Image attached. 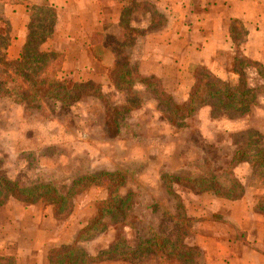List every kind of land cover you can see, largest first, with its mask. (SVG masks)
<instances>
[{"label":"rangeland","instance_id":"1","mask_svg":"<svg viewBox=\"0 0 264 264\" xmlns=\"http://www.w3.org/2000/svg\"><path fill=\"white\" fill-rule=\"evenodd\" d=\"M142 8L123 11L119 25L107 28L109 35L104 40L114 55L110 59L113 61L119 53L130 67H136L143 76L159 77L168 92L177 100H183L194 82L192 70L200 62L197 53L188 56L185 50L170 52L166 43L168 37H162L163 41H156L159 61L152 62L163 76L149 74L154 64L142 58L147 56L145 49L149 51L155 41L146 38L147 32L155 30L144 32L146 27L142 26L143 23L148 25V20L143 18ZM160 11L171 20L167 10ZM178 23L183 31L181 22ZM4 26L0 23L1 28ZM186 38L180 35L177 45L183 44L185 48ZM221 56L224 63V68L219 70L221 78L234 80L237 76H232L230 71L234 55L222 53ZM83 65L66 64L59 75L69 81L94 78L101 84L104 101L91 97L70 106L55 105L47 99L16 103L23 107L19 108L23 113L18 120L12 117L9 106H3L7 111L0 112V177L25 186L51 183L57 189L66 190L74 178L83 174L120 171L124 183L118 192L126 198L127 228L122 229L117 224V229L98 232L82 241L80 246L92 252L118 241L129 250L152 235H161L174 242L182 239L186 245L200 251L194 253L193 259L154 257L139 263L130 260L132 264H152L151 260L157 258L163 264H201L204 253L196 244L208 247L207 238L216 236L210 244V251H213L219 231L224 238H241L243 233L232 220L239 219L245 205L250 201L254 205L264 193L259 182L251 177L248 163L242 162L233 168L244 188L237 200L193 191L178 182L171 183L173 193H170L163 177L177 176L194 181L212 175L228 184L226 168L234 152H248L255 148L256 141L264 147V86L257 74L248 72L247 75L251 87L247 92L248 107L224 108L217 99L202 91L198 96L203 100L197 98L193 113L171 124L163 115L165 107L157 101L152 88L134 82V94L129 99L132 105L128 111H122L126 95L109 83L103 73L104 65L87 64L91 70L87 66L83 69ZM16 127L21 130L15 131ZM26 128L28 132L25 133L22 129ZM21 132L23 137L17 142L10 139ZM85 191L78 198L80 206L78 204L67 220L86 222L95 213L97 200L106 196L103 186H90ZM37 204L50 206L45 202ZM179 217L190 220L187 227L185 224L187 233L184 235L179 232ZM214 222H221L222 226L218 229Z\"/></svg>","mask_w":264,"mask_h":264},{"label":"trees","instance_id":"2","mask_svg":"<svg viewBox=\"0 0 264 264\" xmlns=\"http://www.w3.org/2000/svg\"><path fill=\"white\" fill-rule=\"evenodd\" d=\"M136 7H143L145 12L150 13L149 23L146 29L144 28V32L157 30L167 25V17L154 4L138 3L132 0L127 12ZM28 11L27 35L18 58L9 59L7 57L6 50L11 40L8 23L0 27V97H10L17 103L25 104L29 101L47 99L55 105L62 106H70L91 97L104 101L105 96L100 83L93 79L69 81L60 76L63 54L43 48V44L53 33L55 9L52 6L30 4ZM232 29L235 31V41L238 42L242 39L244 30L237 25H234ZM92 55L100 58L102 52L92 49ZM231 70L237 77L234 80H225L204 65L196 64L192 70L194 82L188 96L183 100H177L172 93L168 92L159 77L143 76L136 67H130L121 59L119 53L115 55L111 64L105 65L103 73L115 89L126 95L121 104L123 105L122 111L130 109L132 102L129 99L134 94L133 84L139 81L154 90L157 101L165 107L163 115L171 124H175L177 119L187 118L193 113L196 100L200 98L198 94L202 91H205L211 98L217 99L224 108L248 107L250 100L247 98V92L251 88L247 78L248 72H255L264 86V65L247 58L239 46H236ZM200 100L203 98L201 97ZM231 103L237 106L230 105ZM250 103L252 104L253 101ZM255 144L254 149L248 152L237 150L231 156L230 164L226 168L229 175L228 184L212 175H206L203 179L194 181L177 176H166L163 180L170 193H173L170 188L171 183L178 182L177 184L183 183L193 191L210 192L219 198L237 200L243 195L244 188L243 182L233 172V168L239 163L246 162L251 177L259 182L264 190V147L259 146L257 141ZM123 183L124 176L117 170L83 174L74 178L66 190L57 189L51 183L25 186L6 177H0V206L10 199L30 204L45 202L50 204L54 218L66 219L73 214L78 204L80 206L78 198L86 192L88 187L103 186L105 188L106 196L97 200L95 213L78 228L73 240L49 249L47 254L49 264H92L102 260L120 259L139 263L146 258L154 257L186 260L193 259L194 253L200 252L198 248L186 245L182 239L174 242L161 235H152L129 250H125L123 242L118 241L113 242L109 247L92 252L81 247L80 242L91 239L98 232L109 228L117 229L118 226L122 229L127 228L125 224L126 198L118 192ZM177 184L174 186H178ZM179 206L183 210L181 203ZM253 209L264 215V193L254 204ZM178 220L181 223L179 232L184 235L187 233L186 227L190 220L187 217H179ZM0 264H14V258L0 256Z\"/></svg>","mask_w":264,"mask_h":264},{"label":"crops","instance_id":"3","mask_svg":"<svg viewBox=\"0 0 264 264\" xmlns=\"http://www.w3.org/2000/svg\"><path fill=\"white\" fill-rule=\"evenodd\" d=\"M131 1L0 0V23H8L11 38L6 50L7 57L9 59L19 57L27 35L28 6L39 4L55 9L53 33L43 44V48L63 54L61 70L67 67L66 64H84L83 69H86L87 64L94 63L103 64L105 67L112 62L110 56L114 57L105 45L104 37L109 35L107 28L119 25L124 16L123 11L128 9ZM135 1L152 3L159 10H167L171 14V20L167 21L166 26L147 32L146 38L155 41L149 51L145 49L147 56H144L142 61H159L156 41H163L162 37H168L166 43L170 52L178 53L185 50L188 56L196 52L198 58L196 56L195 58L201 62L198 64L217 72L219 77H222L219 70L224 68L221 54L235 55L236 46H239L247 58L264 65V0ZM149 17V13L144 11L143 18L149 20ZM178 22H181L183 31H180ZM234 25L244 30L242 39L238 42L235 41V31L232 29ZM142 27H147V24L143 23ZM180 35L187 37L185 48L183 44L181 47L177 45ZM92 49L102 52V56L94 57ZM230 64H233V57ZM155 65L156 63L153 65L154 68L149 69V74L163 76ZM230 66L232 69V65ZM87 68L91 70L90 65ZM230 71L234 76L232 70ZM16 103L10 97H0V112L7 111L3 106H9L10 113H13L12 117L18 120L23 113L19 110L23 107ZM15 129L21 130L17 127ZM22 131L26 133L28 129ZM21 137L22 132L19 135L13 134L10 139L17 142ZM253 206L250 201L245 205L239 219L232 220L235 227L241 229L243 233L241 238H224L219 231V236L215 239L218 247L216 250L210 251L212 237L216 236L207 238L210 242L207 244L208 247L196 244L204 253L201 264H264V215L255 212ZM83 223L85 222L75 223L67 218L63 220L54 218L48 205L22 203L10 199L0 206V256H13L14 264H49L47 258L49 249L71 242ZM214 224H217L215 226L218 229L222 226L221 222ZM130 262L128 259H120L102 260L92 264H132ZM151 262L163 264L158 258Z\"/></svg>","mask_w":264,"mask_h":264}]
</instances>
